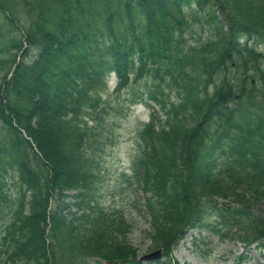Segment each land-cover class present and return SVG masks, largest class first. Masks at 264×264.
Listing matches in <instances>:
<instances>
[{
	"label": "trees",
	"instance_id": "trees-1",
	"mask_svg": "<svg viewBox=\"0 0 264 264\" xmlns=\"http://www.w3.org/2000/svg\"><path fill=\"white\" fill-rule=\"evenodd\" d=\"M193 9L209 25L196 39ZM0 12L19 28H0V264H142L128 241L141 218L150 250L164 248L147 264H178L193 229L264 257V74L251 47L264 46V0H0ZM114 73L133 102L152 78L156 102L122 175L136 220L95 198L120 111L106 98Z\"/></svg>",
	"mask_w": 264,
	"mask_h": 264
},
{
	"label": "rangeland",
	"instance_id": "rangeland-1",
	"mask_svg": "<svg viewBox=\"0 0 264 264\" xmlns=\"http://www.w3.org/2000/svg\"><path fill=\"white\" fill-rule=\"evenodd\" d=\"M193 12L192 15L194 17H190V19L192 26L197 28V30L192 31L194 33L192 37L196 39L198 37L197 32L201 31L202 33L203 26L204 30H206L209 25L207 23V11L202 12L200 9L199 11L193 9ZM4 24L6 26L5 31L9 33L8 38L12 39L19 36V28L14 29L8 26L6 19L0 12V28ZM9 28L11 30L8 31ZM251 47H253V51H258L263 59L259 67L252 69L257 79L260 71L261 74H264V65H262L264 62V46L257 45L255 47V45H251ZM2 74L3 72L1 71L0 78ZM146 80H149L150 83L152 82V78H147ZM144 81L137 83L136 98H138L133 102L130 98V90H124L122 93L115 92L118 82L116 74H112L109 78V89L106 98L112 100L113 109L117 108L120 111L109 113L111 126L107 128L106 132L110 134V139L107 141L103 151H101L100 184L95 195L96 202L104 210H126L127 214L130 215L129 217L134 220L137 217L132 212H136V209H133L130 198L131 186L129 184L128 188L122 175L130 174L132 161L139 150L138 141L136 140L137 132L141 125L150 119L151 106L156 104L155 101L150 99L148 87H146L150 83L144 84ZM168 91L166 90V92ZM144 99L146 100L144 101ZM147 100L148 102H146ZM111 128H113V131H108ZM9 178L10 184L17 185L16 179L13 177ZM10 190L14 193L17 192L14 186H10ZM137 220L133 231L128 236V241L139 250L140 255H145L151 252V241L146 235L150 231V223L144 218ZM1 224L2 221H0V226ZM242 254H244V249L241 244L221 242L217 236L209 237L206 232L202 233L200 237L198 230L194 229L173 250L172 257L180 264H264V261L255 250L247 253L248 258L246 259H241ZM89 261L90 264H107L97 258Z\"/></svg>",
	"mask_w": 264,
	"mask_h": 264
},
{
	"label": "water",
	"instance_id": "water-1",
	"mask_svg": "<svg viewBox=\"0 0 264 264\" xmlns=\"http://www.w3.org/2000/svg\"><path fill=\"white\" fill-rule=\"evenodd\" d=\"M162 249H159L155 252H152L151 254H148L144 256L142 259L144 260H155V259H160L162 257Z\"/></svg>",
	"mask_w": 264,
	"mask_h": 264
},
{
	"label": "bare ground",
	"instance_id": "bare-ground-1",
	"mask_svg": "<svg viewBox=\"0 0 264 264\" xmlns=\"http://www.w3.org/2000/svg\"><path fill=\"white\" fill-rule=\"evenodd\" d=\"M171 258H172V260H174L172 256H171ZM174 261H177V260H174ZM177 262H178V261H177ZM178 264H180V263H178Z\"/></svg>",
	"mask_w": 264,
	"mask_h": 264
}]
</instances>
